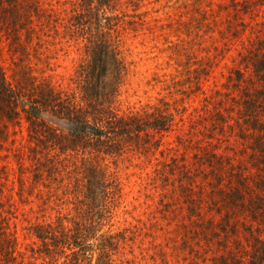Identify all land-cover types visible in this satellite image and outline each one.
I'll return each mask as SVG.
<instances>
[{"label": "trees", "instance_id": "1", "mask_svg": "<svg viewBox=\"0 0 264 264\" xmlns=\"http://www.w3.org/2000/svg\"><path fill=\"white\" fill-rule=\"evenodd\" d=\"M142 1L78 0V7L66 18L48 1L0 0L3 11L13 17L21 12L27 20L26 24L11 20L12 47L24 51L26 57L33 37L38 44L41 35L57 34L59 27L83 42V54L73 73L74 90L58 88L34 75L28 63L20 67V80L11 82L0 66V120L8 121L0 125V147L8 139L4 130L8 124L24 127L26 143H16L15 136L10 139L19 166L26 156L33 182L49 189L56 185L55 190L64 187L62 193L69 194L75 210L73 220L61 221L54 228L51 223L36 225L34 233L49 257L48 264H58L66 251L64 257L70 256V261L64 264H77L74 259L93 221L114 216L122 186L107 160L134 151L155 154L162 135L175 123L171 114L156 107L139 114H120L117 109L129 64L119 37L122 30L136 31L143 24L147 11L138 12ZM245 1L246 7L264 4V0ZM22 28L24 44L18 33ZM258 31L248 40L245 52L238 53L237 65L226 77V91L215 90L203 99L198 123L205 121L199 139L204 145L194 153L199 167L193 171L180 167L181 179L189 182L183 183L179 176L180 192L173 194L178 206L165 203L167 215L186 211L182 218L188 222H178L176 227L182 231L164 244L156 242L157 235L150 232L151 258L158 264H264V27ZM44 115L63 122L64 127L53 122L54 126ZM223 141L227 144L219 152L216 149ZM235 143L238 150L232 146ZM158 151L162 156L163 150ZM67 169L75 174L71 190L70 182H65ZM197 177L207 189L202 185L194 191ZM87 211L95 216L90 225L83 219ZM130 233V241L141 234ZM6 237L0 229V255L10 264L16 259L17 239Z\"/></svg>", "mask_w": 264, "mask_h": 264}, {"label": "rangeland", "instance_id": "2", "mask_svg": "<svg viewBox=\"0 0 264 264\" xmlns=\"http://www.w3.org/2000/svg\"><path fill=\"white\" fill-rule=\"evenodd\" d=\"M44 1L66 18L78 7V0ZM243 1L247 4L245 0H143L138 10L147 11L143 24L136 31H121L119 38L129 64L118 94L119 113L139 114L156 107L171 114L175 123L162 135L158 149L163 150L162 156L158 150L144 155L134 151L107 160L110 171L115 172L121 183L122 195L115 204L112 219H95L91 224L90 233L82 239V250L77 251L74 259L77 264H81L82 256L86 257L82 264H158L151 258L150 232L157 235L156 242L164 244L182 231L176 227L178 222H188L187 217L182 218L186 211L167 215L169 208L165 203L178 206L177 195L173 194L180 192V167L185 165L192 171L199 167L194 153L204 145L199 139L205 121L198 123L204 97L213 95L215 90L226 91V77L236 67L238 53L245 52L248 40L264 27V4L246 7ZM123 8L132 12L130 6ZM24 17L21 12L13 17L11 12L0 8V66L7 80H20V67L28 63L34 75L45 77L58 88L74 90L73 73L83 54L81 39L76 40L59 27L57 34L41 35L38 44L33 37L26 57L24 51L14 49L11 44L14 36L11 20L26 24ZM23 29L18 33L24 44ZM43 118L61 129L64 127L63 122L49 115ZM7 122L0 120V125ZM190 125H194L193 133ZM19 127L8 124L4 128L8 139L0 147V229L8 238L17 239L16 259L10 264L21 261L48 264L49 257L41 250L35 227L51 223L54 228L61 221L73 220L75 210L69 194L62 193L64 187L55 190L56 185L49 189L41 182H33L31 161L26 156L19 166L10 142L15 136L16 143H26V130ZM226 144L223 141L216 150L223 152ZM232 146L238 150V143ZM67 171L65 182H70L71 190L75 174L71 169ZM19 180L23 183L22 190ZM202 185L208 188L197 177L192 187L196 192ZM64 216L67 219H62ZM85 218L90 225L95 216L87 211ZM134 230L141 234L130 241L128 236ZM64 255L67 256V251L58 264L70 261V256ZM0 264H6L1 255Z\"/></svg>", "mask_w": 264, "mask_h": 264}]
</instances>
